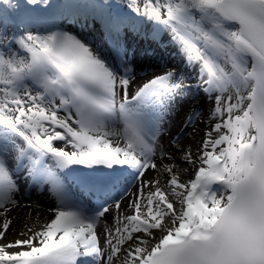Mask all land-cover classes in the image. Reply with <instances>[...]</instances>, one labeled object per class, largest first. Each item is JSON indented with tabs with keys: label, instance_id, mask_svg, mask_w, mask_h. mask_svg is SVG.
<instances>
[{
	"label": "snow or ice",
	"instance_id": "6c2138e0",
	"mask_svg": "<svg viewBox=\"0 0 264 264\" xmlns=\"http://www.w3.org/2000/svg\"><path fill=\"white\" fill-rule=\"evenodd\" d=\"M27 2L42 11L52 7ZM132 4L171 32L214 100L199 155L181 150L194 178L183 182L175 164L152 159L166 107L187 94L174 73L155 76L129 97L130 78L118 79L76 36L26 30L9 39L0 32V241L13 223L5 213L19 205L17 176L54 202L50 220L25 224L22 239L0 243V264H264V0ZM0 5L15 7L12 0ZM106 27L121 31L112 21ZM199 115L193 110L187 123ZM149 168L168 174L163 186L159 179L144 184ZM125 173L141 179V187L132 211L105 229V254L97 224L121 204L105 200L87 213L78 194L107 193L127 180Z\"/></svg>",
	"mask_w": 264,
	"mask_h": 264
},
{
	"label": "bare ground",
	"instance_id": "6f19581e",
	"mask_svg": "<svg viewBox=\"0 0 264 264\" xmlns=\"http://www.w3.org/2000/svg\"><path fill=\"white\" fill-rule=\"evenodd\" d=\"M94 4L95 3L92 2L91 0H79L78 3H76V5H79V7H75V4L71 3L73 7L70 8L74 12L72 13V15H68V17L61 18L59 22L61 23V25H65V26L66 25L67 26L71 25L75 27L81 26L84 27L85 30L90 29L91 25L89 26L83 22V19H85L86 21L88 19L89 16L88 11L94 10V12L96 11L100 17L102 15V12H105V9H100V8L98 9L97 7H93ZM122 4L123 2L121 1L120 4H117L116 6L119 7ZM85 5H87V7H85ZM101 21H103L102 18ZM57 22H55V24H57ZM131 27L133 30H136L138 33H140L141 37H145L146 34L152 36L153 43L158 44L160 48H162L161 46H164L165 43L168 42V40L171 41L177 48L176 52L179 55L181 54L185 58V55L180 50L179 45L173 40L171 32L163 28L162 26L156 24L154 21H151L142 15H138L134 17ZM89 36L90 37L92 36L95 40L96 33H93V30H91ZM135 47L138 50L139 44L135 43L134 48ZM150 52L151 49H147V51L145 50L140 53L145 54V56H147L146 54ZM155 60L156 59H154L153 61ZM136 64L137 65L129 64V67H131L128 70L129 77L130 75L135 76L139 74L141 66H138V63ZM188 64L189 67L186 70H183L181 75L184 77V80L195 82L194 80L195 75L197 77H200L198 75L199 70L198 68L194 67L193 64L189 62ZM163 66L165 65L162 62L155 64L156 69L161 68ZM111 67L114 69V64ZM172 70H176V69H172ZM199 82L200 85H203L205 87L201 78ZM185 101H187L186 104L184 103ZM167 103L168 102H166V105ZM214 106H215L214 100L207 95V97L204 96L200 98L196 97L193 98L192 100L186 99L182 101H175L174 103H171L170 107H166L164 111L163 120L160 124V132L156 141L158 154L152 159H154L158 165H163L165 163L172 164L174 160H177L178 164L181 165L180 166L181 168L187 169L186 172H183L181 170L175 171L176 174L179 176L180 180L183 182H188L194 178L195 168L193 167V165L187 164L181 159V150L184 149L190 150L194 158L199 155L201 150L200 149L201 142L205 138V134L209 132L212 127V122L207 117H208V113L214 108ZM167 108L170 109V111ZM194 108L199 112L200 115L199 118L194 120L193 124L190 125L187 123V117L192 114ZM172 134L173 136L177 135L178 137H181L183 135H191L192 137L189 136L191 139H188L187 136H184V139L187 142H183V144L180 143L179 145H175L172 143V141L174 140ZM171 136L172 139L168 140L170 146L168 147L167 151H165L166 153H168V156L161 157L159 155V151L161 150L160 149L161 141L166 138H170ZM55 143L58 147H64L67 150H71L70 146L65 144L64 142L57 141ZM195 167H199V164L197 163ZM150 169L151 168H149L148 170ZM161 175L164 176V182H165L168 174L161 173ZM17 183L19 184L20 191L15 193L14 198L19 202V205L15 207L9 206V211L5 213L7 218L11 219L13 223L7 234L8 240L0 241V243L13 241L15 239H22L23 237H21L19 234L21 230L24 229L25 224L32 226L34 223H44L45 221L50 220L53 215V213L49 211V209L54 206V202L46 192L39 191L32 186L30 187L27 186L26 179L25 182H22L21 180L20 181L17 180ZM3 219L4 217H0V220ZM113 224L114 223L110 219L108 213L104 217L100 218V220L98 221L97 235L99 238V245L101 249L104 247V245H106L105 229L111 227Z\"/></svg>",
	"mask_w": 264,
	"mask_h": 264
},
{
	"label": "rangeland",
	"instance_id": "374dc122",
	"mask_svg": "<svg viewBox=\"0 0 264 264\" xmlns=\"http://www.w3.org/2000/svg\"><path fill=\"white\" fill-rule=\"evenodd\" d=\"M53 1V2H52ZM115 2L114 3H116V2H119V1H121V0H114ZM123 1V4H122V6L120 7V9L122 10H125L127 13V15H128V21L130 22V23H133V18L137 15H140V14H138L137 12H135L134 10H133V4H132V0H122ZM12 2H13V4L15 5V7H8V12L9 13H6V14H3L2 15V20L3 19H7V15L8 14H10V12H12L13 10H14V21H15V23H16V30L14 31H12V29L10 28V23L8 24L9 26H7V27H3V25L0 23V26H2V27H0V32H6L7 33V35H8V38L9 39H11L13 36H16V37H19L21 34H24L25 32H26V30H28V31H32L33 32V29L31 28V27H29V26H25V22L24 23H22L23 21V17H24V14L25 13H28V12H34V10H36V8L34 9V6H31V5H29V4H27V5H22V3H21V1L20 0H12ZM74 2L75 3H78V0H74ZM46 4H51L52 6L53 5H56V4H54V0H47L46 1ZM136 4H141V0H136ZM41 9H44V5H41ZM40 10V9H39ZM47 10V9H46ZM46 10H43V11H46ZM108 12L110 13V10L108 9ZM21 25H24V27L23 26H21ZM132 25V24H131ZM130 27V26H129ZM49 30H52V31H55L54 29H46V30H38V31H35V32H33V34H36V33H39V34H47V32L49 31ZM70 34H72V35H74L75 36V34H73V33H70ZM77 37V36H76ZM78 38V37H77ZM82 42H85L87 45H88V43L85 41V40H83V39H80ZM168 42H171V41H168ZM89 46V45H88ZM5 47L7 48V51L8 52H11V53H13V54H17L19 57H24V58H26V56H27V53H25L23 50L21 51H17V50H19L20 48L17 46V45H15V44H13V45H11V47H7V44H5ZM90 48H92V50L99 56V54H98V52H96L95 51V49L92 47V46H89ZM19 48V49H18ZM0 52H4V48H0ZM182 56V55H181ZM100 57V56H99ZM101 58V57H100ZM102 59V58H101ZM106 63V62H105ZM107 64V63H106ZM108 65V64H107ZM108 66H112V64L111 65H108ZM116 67V66H115ZM121 70H119V71H115V69L113 70L114 72H116V74H117V77H118V79L120 78V77H123V76H125L126 75V77H129V72H128V70L131 68V67H129V66H127V64L124 66V65H122L121 67ZM168 72V69L166 68V67H161V68H158L157 70H153V71H149V73H139L138 75H135V76H132V75H130V80H131V84H130V88H129V90H128V92H129V96L137 89V86H139L141 83H143L144 81H148V79H150V78H153V76H155V75H157L158 73H163V74H165V73H167ZM142 75V76H141ZM137 76V77H136ZM141 76V77H140ZM181 76L182 75H180L178 78H176V80L177 81H180L179 79H181ZM199 78V81H200V77H198ZM198 82V81H197ZM196 84H198V83H196ZM184 85V89H185V91H186V96L184 97V98H177L175 101H182V100H186V99H188V100H192L193 98H196V97H198V98H200V97H207V95L205 94V93H203V94H200L199 93V91L198 92H192L191 93V89L193 88V89H195V86H193L192 84H190V87L189 86H187L188 84H183ZM30 89H31V85L30 84H28L27 85ZM199 89H200V87H198ZM196 91H197V89H196ZM117 99L119 100V96L117 97ZM55 103L56 104H58L59 103V99L57 98L56 100H55ZM185 104L187 103V101H185L184 102ZM168 109V108H167ZM169 111H170V109H168ZM193 110H195V108L193 109ZM192 111V110H191ZM193 112V111H192ZM64 115V113H61V116H63ZM172 136H173V134H172ZM172 136L170 137V138H166V139H164V140H162L161 141V144H160V149L161 150H163L164 152L165 151H167V149H168V147L170 146V144H169V142H168V140L169 139H172ZM184 136H187L188 137V139H191L189 136H191V135H183V136H181V137H178L177 135H174L173 137L175 138V137H177V138H179L180 139V143L181 144H183V142H187L185 139H184ZM192 137V136H191ZM179 143V144H180ZM191 143V142H190ZM154 160V159H153ZM155 161V160H154ZM48 163H51V161H48ZM172 164H175L176 165V168H175V171H180V169H181V165L180 164H178V162H177V160H174L173 161V163ZM25 176H24V174H21V175H19V176H17V180L18 181H22V182H25ZM142 179V181L144 182V184H148V183H150V182H154L156 179H159L160 180V183H161V186H163L164 185V176H162L161 175V173H159L158 174V172L156 171V170H153V169H150V170H148V171H146L145 172V174H144V176L141 178ZM141 179H135V180H133L132 181V183L130 184V186L128 187L129 188V190H127L126 192H124L123 194H122V196H120V198H117L118 199V201L120 202V204H121V209L120 210H117V209H115V207L113 206V207H110V210H109V212H108V215H109V217H110V219L112 220V222L113 223H115V219H116V217H118V216H121L122 214H125V213H130V211L132 210V209H130L128 206H129V204L131 203V201L133 200V199H135V197H136V193H137V189L138 188H140L141 187ZM144 191H145V194L147 193V191H149V189L147 188V187H145V189H144ZM171 198V197H170ZM112 203L113 202H111V203H109V205H112ZM8 240V239H7ZM106 244V243H105ZM102 250H103V252L105 253V254H107V252H108V248H107V245H104V247L102 248ZM101 264H103V261H101Z\"/></svg>",
	"mask_w": 264,
	"mask_h": 264
},
{
	"label": "trees",
	"instance_id": "16d2710c",
	"mask_svg": "<svg viewBox=\"0 0 264 264\" xmlns=\"http://www.w3.org/2000/svg\"><path fill=\"white\" fill-rule=\"evenodd\" d=\"M1 7H2V6L0 5V9H1Z\"/></svg>",
	"mask_w": 264,
	"mask_h": 264
}]
</instances>
